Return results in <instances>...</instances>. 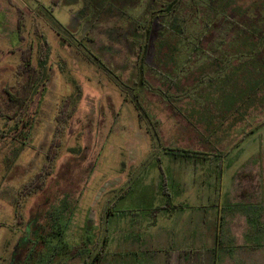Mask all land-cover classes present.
<instances>
[{
    "label": "rangeland",
    "instance_id": "rangeland-1",
    "mask_svg": "<svg viewBox=\"0 0 264 264\" xmlns=\"http://www.w3.org/2000/svg\"><path fill=\"white\" fill-rule=\"evenodd\" d=\"M54 1L0 0L5 110L7 91L26 78L17 74L22 50L33 46L35 66L44 43L48 51L28 126L0 115V264H81L88 250L96 264L136 258L165 264L180 250L194 264H264L235 254L263 253L264 246L225 241L209 247L195 238L184 245V223L154 228L155 216L147 214L177 189L179 174L182 186L196 189L205 178L200 169L209 167L194 153L184 157L169 148L201 154L224 152L208 145H242L226 151V191L233 187L228 178L237 153L247 165L251 145H264V0ZM56 137L62 142L44 189L22 193L48 163ZM139 191L153 205L134 213L130 197ZM57 207L65 208L64 241L74 247L72 257L52 254L44 244L42 236L51 237L53 229L48 211ZM205 217L208 238L211 215ZM161 223L171 228L162 240Z\"/></svg>",
    "mask_w": 264,
    "mask_h": 264
},
{
    "label": "crops",
    "instance_id": "crops-1",
    "mask_svg": "<svg viewBox=\"0 0 264 264\" xmlns=\"http://www.w3.org/2000/svg\"><path fill=\"white\" fill-rule=\"evenodd\" d=\"M208 146L213 149L224 150V152L217 153L207 151L199 154V152L192 150L194 154L191 156L196 154L197 157L204 159V164H206V166H209L206 169H204V167L200 169V172L204 174L201 175V178L205 177L201 185L196 189H194V187L189 189L188 186H182L180 183L181 174H179L175 178L176 182H174V184L178 186L177 189L172 192H165L166 194L162 197L161 208H159L158 211L152 208L151 211H148L150 212L147 213L148 215L151 214L152 216H155V218H152L151 224L156 228L159 222H166L170 225L172 222H175L173 225L184 223L185 225L183 229L186 231L184 241L182 242L184 245H188L189 242H187V239L190 241L195 238L199 244L209 247L217 245L219 247L226 244L225 241H227L228 243H235L234 245H231V247L259 246L260 248H263L264 145L261 147H258L260 145H251L252 150L247 157H245L247 158V162L249 161L247 165L242 164L241 161L243 158L240 156V153H237L235 168L229 171V176L231 177L228 178L231 179L233 187L226 191L223 187L227 171L224 163L225 157L230 149L241 150L242 145H232V147H230V145ZM227 150L228 152L226 153ZM221 160L222 163L219 165L218 162ZM178 165L182 166V163H179ZM191 170L193 173L190 175L193 176L194 170L192 167ZM213 176H215V178H213ZM189 179L191 178L189 177ZM155 194L156 193H152L150 196L154 198ZM148 196L149 195H145L140 191L138 194L135 193L133 196H129L134 204H137V206L134 207V209H137L134 213H140V209L141 211H146L147 208L143 205H153ZM173 198L175 199L174 201H172ZM177 215L181 217L177 218ZM208 215H211L209 228L210 236L204 238L203 230L206 227L207 222L205 216ZM162 223L160 234L158 233L160 237L163 236L160 238L161 240L164 236L166 237L168 235L167 232L170 228ZM225 223L226 236L224 237L222 229ZM162 229H166L164 235ZM183 229L181 231H183ZM124 238H129V233L124 234ZM137 238H141V236H138ZM242 240H244L245 243H241L240 241ZM206 241H208V243H206ZM235 254L239 255L237 258L241 262H264V252L255 253L249 250H242ZM213 260L212 256L210 261L212 262ZM159 261L161 262V260ZM222 261L223 263L228 262L227 258H224ZM139 262V258H136L129 263L139 264ZM157 262V259L153 258L152 260H149V263L147 264H157ZM194 263L195 261L193 257H190L189 253L184 250L177 251L174 255L171 254L169 258L165 260V264Z\"/></svg>",
    "mask_w": 264,
    "mask_h": 264
},
{
    "label": "trees",
    "instance_id": "trees-1",
    "mask_svg": "<svg viewBox=\"0 0 264 264\" xmlns=\"http://www.w3.org/2000/svg\"><path fill=\"white\" fill-rule=\"evenodd\" d=\"M55 0L54 2H57ZM22 61L19 63L17 67V74L18 76H26L25 80L19 84L17 88L14 90L7 91V106L8 109L5 110L0 104V115L4 116L8 120L12 121L16 127H27L29 124V107L30 103L33 100L34 95L36 94V88L40 84L39 82L43 79L44 67L46 66V58L48 55L47 45L44 43L39 49L38 54V65H34V48L33 46H28L26 49L22 50ZM72 99H67L60 110L58 115V122H62V118L64 113L67 111V106ZM74 109H72L73 111ZM59 127L56 130V134L59 132ZM0 135H3L2 131L0 130ZM55 142L49 147L47 160L46 163L41 170L36 172L31 180L26 183L21 192L28 195L30 193H35L39 191V189H44V183L48 175L53 170L52 163L57 155L58 149L61 146L62 139L56 137ZM167 151L171 152L174 155L180 156H189L192 151L182 150V149H172L169 148ZM63 207H67V204L64 202ZM64 209L57 207V209H49L48 217L50 218L49 222L52 225V236L49 237L47 234H44V244L52 251V254L59 252L60 254L69 252L71 254H76L74 247L66 244L64 241L65 235V225L66 221L62 219V214L65 212ZM55 234H58L57 239L54 238ZM60 240V244L57 242L53 244V241ZM58 247V248H57ZM57 248V249H56ZM85 251V249H82ZM85 253V252H84ZM100 254V253H99ZM97 254V255H99ZM85 259H83L81 264H96L97 261H90L88 257L91 255L90 250L86 252ZM72 257V255H71ZM51 259V257H49ZM48 262V261H47Z\"/></svg>",
    "mask_w": 264,
    "mask_h": 264
}]
</instances>
